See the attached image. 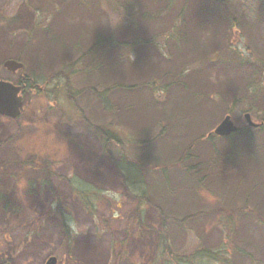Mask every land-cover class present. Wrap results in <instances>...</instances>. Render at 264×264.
<instances>
[{"label":"rangeland","instance_id":"1","mask_svg":"<svg viewBox=\"0 0 264 264\" xmlns=\"http://www.w3.org/2000/svg\"><path fill=\"white\" fill-rule=\"evenodd\" d=\"M226 7L209 0H0V80L33 74L53 94H26L17 119L0 114V264L51 257L56 264H173L160 241L164 220L170 227L162 211L175 220L177 261L219 264L227 253L224 264H264V132L208 139L228 114L244 130L247 112L264 120V0H227ZM58 54L62 62L80 58L69 86L63 75L65 93L45 84L66 65L53 69ZM8 59L24 68L11 71ZM120 78L143 84L115 88ZM96 84L105 88L101 101ZM105 126L124 129V148L109 147L115 155L124 150L129 160L117 157L130 179L145 178L151 203L142 222L95 128ZM73 179L105 192L100 216L76 197ZM58 205L69 214L67 228ZM202 248L209 251L195 259Z\"/></svg>","mask_w":264,"mask_h":264},{"label":"trees","instance_id":"2","mask_svg":"<svg viewBox=\"0 0 264 264\" xmlns=\"http://www.w3.org/2000/svg\"><path fill=\"white\" fill-rule=\"evenodd\" d=\"M209 1L216 2L219 5H222V6L226 7L227 0H209ZM126 2L128 3L129 1H126ZM129 6L130 5L128 3V9L130 8ZM225 12L228 15H231L230 14V9L228 7H226ZM111 44L113 45L114 43L111 42ZM113 47H114V45H113ZM86 51H88V50H86ZM115 51H116V49H115ZM116 52H118V51H116ZM77 55H75V56L68 55L66 57V59L62 62L61 58H60V56L58 54L57 55L58 58L56 60V63H55V66L53 67V69H55V67H58V66L60 67V65H59L60 63H66V65L63 66V68L60 67L59 68L60 70H58L59 72L55 73L52 77H46L47 79L45 81V84H49L51 82V83H53V87L55 86L57 91L60 90V93H63V92L65 93V91L68 90V88L65 87V80H63V78H65L63 76L64 73H65V76L67 77V86H69L68 80H70V79L73 80V78H72L73 74L76 75V74L81 73V69H80L81 67L79 66L80 64H78L80 62V58L77 59V61H76ZM70 58H73L75 61L68 62V59H70ZM141 83L142 82L140 80H135L134 82L131 80V82H130L127 79L120 78L119 81L116 83V85L114 87L117 88V87L121 86L124 89L125 88L126 89H130V88H134V87L140 86ZM18 84L23 85V97H24L23 99H26V96H28L26 94H28V93L29 94L37 93V94L45 95L50 100H53V94H51V91H48V89L46 90L45 88H43V90H42L41 89L42 87L38 86V81H37L36 75L35 76L33 74L29 75V76L25 75L23 78H21L19 80ZM99 86L101 87L100 84H96V85L93 86V88H94V91H95L96 98L100 99V101H101L106 96V92H105V88L104 87H102V90H99ZM161 86L162 85H158L157 88L153 89V91H154L153 94H154V97L156 99H160L159 96L156 95V92L158 91L159 87L161 88ZM53 87L51 88L52 92H54ZM108 87L110 88L111 86L109 85ZM81 89H80V92H79L80 96H81ZM118 91H120V90L118 89L115 92L114 98H115V101L120 103L121 102V98L123 96L120 93H118ZM147 98L148 97L144 94L145 102H146ZM145 102H143V103H145ZM101 107H103V106L101 105ZM83 110H84V108H81V111L83 112L82 115H83V117L87 118L85 116V112ZM22 114H23V111H22L21 115ZM155 114H156V111L154 112L153 115L155 116ZM154 120L157 121V119H154ZM116 123L117 122L110 121L108 124L113 125V124H116ZM121 124L127 126V124H124V123H121ZM214 125H215V121L211 124L210 130L213 128ZM95 128L98 131V133L100 134L101 138H103V140H104L102 144L104 146L105 153L111 158L114 167L116 168L117 172L121 175L126 191L129 194H131L132 196L135 197L136 202H137V207L135 209V213H136V216H137L136 219L138 218V221L142 222L143 215H144L143 214L144 205L146 203H151V200H150V197H149L150 195L145 190L143 191L144 186L146 184L145 178L144 177H137V178L136 177H132L130 179L129 175L127 174V171L124 169L122 164L119 163L118 157H117V155L120 154L119 155L120 157H122V158H124L125 160L128 161L129 158L127 157V155L124 154V152H123L124 150L121 149L122 152L118 151V153L115 155V153L112 150V148L109 147V144H111L113 142V144L118 143L120 148H122V147L124 148V146H122L121 137L119 138L120 135L122 137H124V138L126 137L124 129H123V131L120 130V129H117L118 131L117 130L113 131V130H111L110 128H108L106 126L105 127H95ZM260 132H264V128L263 129H259V130L246 129V130L241 131L238 134H235L230 139H235V137L238 136L241 139L249 140V139H253V138H256L257 136H259ZM211 136H209L208 139H212L213 137H211ZM202 139H204V138H202ZM213 140L215 141V139H213ZM49 174H50V172H49V169H48L47 170V175H49ZM46 184L48 185V183H46ZM72 188H73L74 194L76 195L77 198H79L81 200V202L83 203V206L85 207V209L88 210L89 212H91L94 215L98 214L100 216L98 208H99V204L102 203L101 201L105 200V192L97 189L96 187H94L93 185H91V184H89V183H87L85 181H82L81 179L80 180L73 179L72 180ZM58 208H59L58 211H62V217L61 218H62V221H63L65 227L67 228V226H68L67 222H68V218H69L68 215L69 214L67 215L66 212L64 213V210L61 208L60 205H58ZM162 210H164V209H162ZM162 212H163L162 213V220H163V218H169L170 219V227H169V222L166 219V220H164L165 222L162 223V231L159 230L160 241H161V243L163 245L162 247H164L162 249V250H164V252L162 251L164 254L163 253L162 254L163 255H165V254L169 255V258L166 260V262H171L173 264H188V261H186V258L184 256L181 257L178 261L172 256L173 255V248L171 247L170 236H171V233H172V228H171L172 227V223H174L175 220L173 219V217L165 216L164 211H162ZM258 219L260 221L264 222V220L261 217H258ZM105 223H107V221H105ZM164 229H165V231L167 230L166 231L167 235L164 233V231H163ZM172 237H173V234H172ZM202 249L198 250V252L196 253L198 255L195 257V259H197V257L200 256V254H204L206 250L209 251L208 249H203V250ZM67 253H69V251ZM219 256H220V254H218V257ZM227 256H230V254L226 253L225 258ZM225 258L221 262L222 264L225 263V260H226ZM71 259H72V262H74V259L73 258H71ZM187 259L190 262L192 261L191 257H189V256H188ZM215 262H218L219 264H221L217 260Z\"/></svg>","mask_w":264,"mask_h":264},{"label":"water","instance_id":"3","mask_svg":"<svg viewBox=\"0 0 264 264\" xmlns=\"http://www.w3.org/2000/svg\"><path fill=\"white\" fill-rule=\"evenodd\" d=\"M5 67L13 72L24 67V64L17 60H7L4 63ZM21 87L13 84L12 82L0 80V114L16 118L20 114V108L22 105V96L20 95ZM249 125L257 126L251 120L250 114L245 115ZM239 128L236 127L231 120L230 116H226L225 119L218 125L215 133L220 136H229L232 133L238 131ZM57 259L51 257L47 264H56Z\"/></svg>","mask_w":264,"mask_h":264},{"label":"flooded vegetation","instance_id":"4","mask_svg":"<svg viewBox=\"0 0 264 264\" xmlns=\"http://www.w3.org/2000/svg\"><path fill=\"white\" fill-rule=\"evenodd\" d=\"M263 123V122H262Z\"/></svg>","mask_w":264,"mask_h":264}]
</instances>
